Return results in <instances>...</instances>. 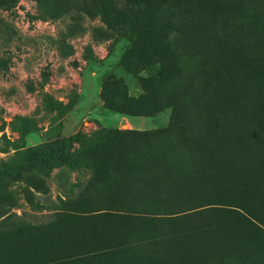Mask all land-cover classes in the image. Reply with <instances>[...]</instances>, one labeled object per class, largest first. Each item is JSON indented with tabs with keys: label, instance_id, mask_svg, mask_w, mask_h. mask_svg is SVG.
<instances>
[{
	"label": "trees",
	"instance_id": "trees-1",
	"mask_svg": "<svg viewBox=\"0 0 264 264\" xmlns=\"http://www.w3.org/2000/svg\"><path fill=\"white\" fill-rule=\"evenodd\" d=\"M16 1L0 0V9ZM184 1L199 9L193 17L180 8ZM105 9L110 27L129 42L126 68L152 74L139 101L110 97L109 108L156 115L187 102V120L110 132L107 150L92 161L100 179L128 163L124 171L139 193L110 200L126 211L93 217L69 247L52 243L56 233L34 232L41 242L34 254L0 250V264H79L115 248L130 252L128 264H264V0H176L173 13L154 0H128L115 14ZM63 154V144H50L38 162ZM90 201L73 204L96 212ZM117 221L126 227L118 230ZM71 225L61 222L65 230ZM147 249L156 252L139 253Z\"/></svg>",
	"mask_w": 264,
	"mask_h": 264
},
{
	"label": "rangeland",
	"instance_id": "rangeland-1",
	"mask_svg": "<svg viewBox=\"0 0 264 264\" xmlns=\"http://www.w3.org/2000/svg\"><path fill=\"white\" fill-rule=\"evenodd\" d=\"M127 1L17 0L0 9V250L18 258L31 256L35 246L41 247L33 234L44 230L56 233L52 243L67 246L71 235L94 222L93 217L109 209L126 211L110 200H130L140 186L124 171L127 162L105 179L96 175L92 156L107 150L104 138L117 130L154 131L186 122L187 102L138 116L108 106L110 97L139 101L152 76L147 71L134 75L126 68L129 42L102 12L122 11ZM164 1L154 0V5L165 3L173 13L176 0ZM180 8L192 17L199 11L189 1ZM57 143L64 148L61 160L39 163L44 148ZM132 176L139 179L136 173ZM86 197L96 212L73 204ZM80 217L91 219L82 222ZM62 221L73 226L65 230ZM119 221L115 225L121 230L126 225ZM129 259L130 252L115 248L79 264H128Z\"/></svg>",
	"mask_w": 264,
	"mask_h": 264
}]
</instances>
